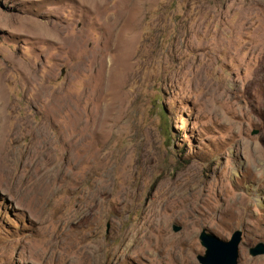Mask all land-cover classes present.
<instances>
[{
  "label": "rangeland",
  "instance_id": "rangeland-1",
  "mask_svg": "<svg viewBox=\"0 0 264 264\" xmlns=\"http://www.w3.org/2000/svg\"><path fill=\"white\" fill-rule=\"evenodd\" d=\"M263 119L264 0H0V264H264L219 162Z\"/></svg>",
  "mask_w": 264,
  "mask_h": 264
},
{
  "label": "flooded vegetation",
  "instance_id": "flooded-vegetation-1",
  "mask_svg": "<svg viewBox=\"0 0 264 264\" xmlns=\"http://www.w3.org/2000/svg\"><path fill=\"white\" fill-rule=\"evenodd\" d=\"M256 125L252 123L251 128L255 140L243 143L242 146L235 145L231 152L224 151L219 156L221 170L225 169L227 162L232 168L226 175L227 181L235 189L248 194L251 199L250 205L256 210V212L251 211L252 224L249 235L253 237V241L249 247L260 243L264 245V119L260 126ZM240 231L242 241L243 231Z\"/></svg>",
  "mask_w": 264,
  "mask_h": 264
},
{
  "label": "water",
  "instance_id": "water-1",
  "mask_svg": "<svg viewBox=\"0 0 264 264\" xmlns=\"http://www.w3.org/2000/svg\"><path fill=\"white\" fill-rule=\"evenodd\" d=\"M181 227L172 225V232L180 231ZM201 246L204 248L203 254L196 256L200 264H238L239 245L241 242V231L234 230L229 239H220L205 228H202L198 234ZM248 255L257 257L264 255V245L258 244L249 247Z\"/></svg>",
  "mask_w": 264,
  "mask_h": 264
},
{
  "label": "bare ground",
  "instance_id": "bare-ground-1",
  "mask_svg": "<svg viewBox=\"0 0 264 264\" xmlns=\"http://www.w3.org/2000/svg\"><path fill=\"white\" fill-rule=\"evenodd\" d=\"M72 134H79L80 130L76 127H71L70 129ZM79 140V139H78ZM80 143V142H79ZM86 150V149H85ZM85 154V153H84ZM92 169V168H91ZM91 172V171H90ZM103 189V188H102ZM99 190V189H98ZM108 190V189H107ZM97 191H94L91 193L90 197L88 196L87 200H89L90 204L87 206V208H89V210L93 211V215H100L102 212H100L99 210H97L96 208V201H95V197H96V193ZM103 193V192H101ZM88 204V203H86ZM85 204V205H86ZM98 204V203H97ZM91 205V206H90ZM31 208V207H30ZM86 208V207H85ZM102 208V207H101ZM84 209V208H83ZM103 209V208H102ZM101 209V210H102ZM32 210V209H31ZM88 211V209H87ZM89 217V213H87ZM95 218V217H93ZM154 223V222H153ZM157 225V224H156ZM154 226L153 228H151V230L149 232H151L148 236H141L139 238L138 244H137V250L136 255L140 256L142 254H144L147 251H154V250H158V249H164L166 251V255H171L174 251L175 245H171L169 246V244L166 243V241H164L165 239H163L161 236H159L158 232V226ZM152 227V226H151ZM169 243V241H168ZM183 248V247H182ZM130 249V248H129ZM127 250V254H131L130 250ZM168 253V254H167ZM188 253V252H187ZM134 255V254H133ZM167 264H172L171 260H167L166 262Z\"/></svg>",
  "mask_w": 264,
  "mask_h": 264
}]
</instances>
